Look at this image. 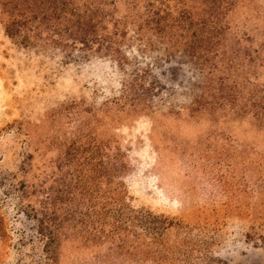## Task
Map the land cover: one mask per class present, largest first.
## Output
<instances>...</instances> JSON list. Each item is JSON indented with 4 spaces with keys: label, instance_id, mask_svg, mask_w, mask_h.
Instances as JSON below:
<instances>
[{
    "label": "rangeland",
    "instance_id": "obj_1",
    "mask_svg": "<svg viewBox=\"0 0 264 264\" xmlns=\"http://www.w3.org/2000/svg\"><path fill=\"white\" fill-rule=\"evenodd\" d=\"M2 11L0 5V264L39 255L33 214L71 219L107 204L112 150L126 164L118 181L127 206L205 228L196 237L202 264H264V118L191 113L178 87L177 98H168L178 106L173 111L97 110L115 90L116 72L21 47L4 34ZM229 26L225 49L238 55L232 71L249 81L245 90L264 93V0L239 3ZM191 75L181 67L177 82L195 83ZM161 78L171 85L169 72ZM60 253L58 264H155L138 249L71 235Z\"/></svg>",
    "mask_w": 264,
    "mask_h": 264
},
{
    "label": "trees",
    "instance_id": "obj_2",
    "mask_svg": "<svg viewBox=\"0 0 264 264\" xmlns=\"http://www.w3.org/2000/svg\"><path fill=\"white\" fill-rule=\"evenodd\" d=\"M242 1L0 0V5L4 34L21 47L54 51L75 62L98 61L116 72L115 90L108 91L97 110L152 112L168 106L173 111L178 106L168 98H177L178 87L189 99L185 110L191 113L223 109L261 120L264 93L245 90L249 81L237 80L233 72L238 70L237 52L225 49L229 14ZM181 67L189 68L195 83L177 82ZM166 71L172 86L161 78ZM97 110L91 109L92 114ZM125 170L118 151L112 150L105 163L106 205L79 209L77 218L63 220L33 214L40 251L26 264H58L67 235L86 244H109L110 249L135 248L155 264H202L196 237L205 228L127 206L118 181Z\"/></svg>",
    "mask_w": 264,
    "mask_h": 264
}]
</instances>
